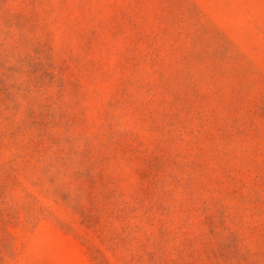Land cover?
Segmentation results:
<instances>
[{
  "label": "rangeland",
  "instance_id": "374dc122",
  "mask_svg": "<svg viewBox=\"0 0 264 264\" xmlns=\"http://www.w3.org/2000/svg\"><path fill=\"white\" fill-rule=\"evenodd\" d=\"M0 264H264V0H0Z\"/></svg>",
  "mask_w": 264,
  "mask_h": 264
}]
</instances>
